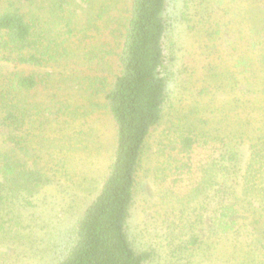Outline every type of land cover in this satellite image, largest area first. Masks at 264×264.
I'll return each mask as SVG.
<instances>
[{
    "label": "trees",
    "instance_id": "trees-1",
    "mask_svg": "<svg viewBox=\"0 0 264 264\" xmlns=\"http://www.w3.org/2000/svg\"><path fill=\"white\" fill-rule=\"evenodd\" d=\"M41 1L47 3L56 25L63 21L64 35L74 37L79 29L83 39L91 38L73 11L66 10L73 5L71 0ZM39 2L0 0V61L8 68L0 73V232L4 234L1 239L8 241L13 240L8 228L20 227L24 215L28 216L32 203L27 198L42 185L68 178L65 159L51 157L39 163L40 158L31 154L38 149L36 143L44 151L39 139L45 130L55 124V134L71 153L86 151L94 138L85 131L87 115L81 107L51 109L34 102L53 83L39 69L67 53L63 41L50 38L49 18L43 20L36 14ZM86 2L93 5L94 0ZM114 2L104 0L102 7L94 8L88 21L90 32L102 33L99 21ZM128 4L113 32L119 39L111 50L114 74L86 78V93L100 100L97 110L106 111L114 126L111 162L98 193L78 217L66 254L56 264H147L153 258L150 251L132 242L129 223L147 143L165 119L174 46L166 20L168 0H129ZM56 97L48 99L53 102ZM199 103L173 124V134L160 150L164 162L157 177L169 183L174 194L193 200V250L200 245L195 230L205 214L219 219L223 226L249 210L251 201L264 208V137L252 141L246 131L239 134L211 128V120L205 117L209 108ZM29 121L37 134H30ZM248 140L244 168L241 149ZM56 149L62 153L64 146Z\"/></svg>",
    "mask_w": 264,
    "mask_h": 264
},
{
    "label": "rangeland",
    "instance_id": "rangeland-1",
    "mask_svg": "<svg viewBox=\"0 0 264 264\" xmlns=\"http://www.w3.org/2000/svg\"><path fill=\"white\" fill-rule=\"evenodd\" d=\"M71 2L66 10L73 11L91 38L83 39L79 29L74 37L64 35L63 21L56 25L47 3L40 0L36 14L43 20L49 18L50 38L63 41L67 53L39 69L54 84L51 81V88L34 102L51 109L60 105L81 107L87 115L85 131L94 138L86 151L67 152L68 144L60 142L54 124L39 139L44 151L34 144L38 149L31 154L40 158L39 163L51 157L65 159L68 178L42 185L27 198L32 203L26 211L28 216L23 213L20 227L8 228L13 240H2L4 234L0 232V264H56L61 260L72 242L81 211L98 193L111 162L114 126L106 111L97 110L100 100L86 93V78L97 80L114 74L111 50L119 39L113 32L117 20L125 17L129 0H115L113 8L103 11L99 35L87 27L94 8L102 7L104 0H94L93 5L86 0ZM166 20L175 59L168 104L165 119L149 139L140 166L129 223L131 240L153 254L147 264H264V208L259 202L251 201L249 210L229 225L222 226L219 219L205 214L195 230L200 245L193 250V200L188 202L186 196L174 194L169 183L157 178L164 162L160 150L171 138L173 124L192 113L196 102L208 106L205 117L211 120V128L239 134L246 131L252 141L264 137V0H168ZM6 69L0 61V73ZM53 95L57 97L52 102L48 98ZM30 121L27 129L35 135L37 129ZM249 142L241 149L244 168ZM62 145L61 153L56 148ZM29 163L34 166V162Z\"/></svg>",
    "mask_w": 264,
    "mask_h": 264
}]
</instances>
